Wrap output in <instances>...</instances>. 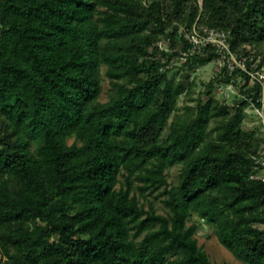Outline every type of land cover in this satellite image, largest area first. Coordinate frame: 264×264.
I'll return each instance as SVG.
<instances>
[{"label":"trees","instance_id":"obj_1","mask_svg":"<svg viewBox=\"0 0 264 264\" xmlns=\"http://www.w3.org/2000/svg\"><path fill=\"white\" fill-rule=\"evenodd\" d=\"M195 24L264 65V0H0V264H216L201 224L264 264L263 138L243 127L261 84L223 67L179 108L219 58L191 52Z\"/></svg>","mask_w":264,"mask_h":264},{"label":"built area","instance_id":"obj_2","mask_svg":"<svg viewBox=\"0 0 264 264\" xmlns=\"http://www.w3.org/2000/svg\"><path fill=\"white\" fill-rule=\"evenodd\" d=\"M185 38L192 45L191 52L195 50L202 51L207 46H211L216 50L219 54V58L216 61L218 72H221L223 67H226L230 74L241 71L248 75L249 87L254 86L256 82L261 84V90L256 99H254L255 93L253 91L250 93L251 96L243 95V97L248 102L247 112H254L264 124V67L262 66L260 68L256 61L249 63L248 56L237 55L232 50L230 42L232 38L231 30L208 26L199 28L195 24L192 30L186 33ZM159 46L168 50L170 44L169 42L162 41L159 42ZM187 56L188 52H184L182 58L186 61ZM236 81L238 80L232 79L231 82L219 86L224 100H230L234 94H239L237 84L235 83ZM257 163H261L264 166V158L257 159ZM253 177L264 180V174L256 173L251 178Z\"/></svg>","mask_w":264,"mask_h":264},{"label":"rangeland","instance_id":"obj_3","mask_svg":"<svg viewBox=\"0 0 264 264\" xmlns=\"http://www.w3.org/2000/svg\"><path fill=\"white\" fill-rule=\"evenodd\" d=\"M162 42V41H160ZM163 42H168L163 40ZM264 50V46H263ZM261 58L259 57L256 63L259 62ZM185 62L183 58H175L173 62L169 65V74L170 76H179L184 70L180 67ZM264 67V65H263ZM218 71V65L216 62H210L209 64L199 68L196 72H192L190 79L195 81L196 86L191 93V96H186L185 94L179 98V108H183L186 104H193L190 100L191 97L197 98L201 91H204L205 83L209 82L213 76H215L216 72ZM184 73H191V71H184ZM110 86L108 80L104 81V94L103 100L107 99V92ZM215 96L220 98L221 96L214 90ZM248 117L245 120L243 127L246 130H257V134L263 138L262 141V149H261V159L264 158V126H260V122L258 117L255 115L254 112L248 113ZM178 173L179 167H172L168 170V179L170 183L175 184L178 181ZM153 198V197H151ZM157 206L160 212H164L163 205L161 202L157 201ZM196 219V218H195ZM198 219V218H197ZM199 244L206 250L208 255L210 256L211 260L216 264H244V262L236 259L232 253H230L225 247L222 246L220 241L218 240L214 229L205 224H201L199 232L197 234Z\"/></svg>","mask_w":264,"mask_h":264}]
</instances>
